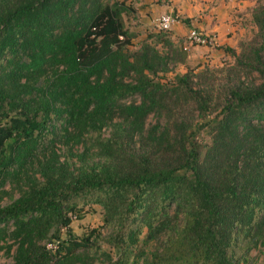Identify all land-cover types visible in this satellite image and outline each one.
<instances>
[{
  "label": "trees",
  "instance_id": "obj_1",
  "mask_svg": "<svg viewBox=\"0 0 264 264\" xmlns=\"http://www.w3.org/2000/svg\"><path fill=\"white\" fill-rule=\"evenodd\" d=\"M127 10L0 0V188L20 183L0 207L11 264H89L77 253L95 231L59 240L86 205L101 208L113 251L102 264H246L264 247V0L253 36L222 49L231 63L167 82L185 53L162 32L129 52ZM140 236L161 241L144 254Z\"/></svg>",
  "mask_w": 264,
  "mask_h": 264
},
{
  "label": "rangeland",
  "instance_id": "obj_2",
  "mask_svg": "<svg viewBox=\"0 0 264 264\" xmlns=\"http://www.w3.org/2000/svg\"><path fill=\"white\" fill-rule=\"evenodd\" d=\"M105 3H113V2H122L125 7H127V12L122 15V22L123 26L128 33L132 35V39L130 40L129 45L126 49L129 52H134L138 49V45L144 39L151 37L157 34L156 29L154 28V20L157 15H153L152 18L149 20H145L144 22H139L138 19L135 18V10L134 7L130 6L129 3L132 1L137 0H102ZM161 0H157V3L160 4ZM246 10L245 12H236L233 14V18L235 19L236 29L239 30L238 35L236 34L235 38V45L239 42H246L249 40L254 34V27L250 23V10L263 3V0H246ZM160 6V5H158ZM237 11V10H236ZM160 15V14H159ZM238 15V16H237ZM180 17V16H179ZM187 20H181L177 26L184 25L185 29H187ZM175 26V27H177ZM189 29H187L188 32ZM166 38L169 40L177 39L174 35V28L165 34ZM180 37L184 38L182 34ZM151 41V40H150ZM173 45V49L181 50L185 53L186 58L184 64H175L170 65L168 67L169 72L161 77V82L170 81L174 74H183L186 70L190 69L193 70L195 73L201 71L202 68L206 67L210 71H214L221 67H224L231 63V59L229 56H222V57H215L213 59H204L205 55L202 54H195L193 58L190 57V52L188 49L184 51L183 43L181 40H171ZM160 43L156 44V48L159 51H165L164 48H161L159 45ZM236 46L234 48H236ZM190 50V48H189ZM202 50V49H200ZM189 55V57H188ZM196 57V58H195ZM198 57H201L200 59ZM203 58V59H202ZM219 78V76H217ZM198 141L205 142L206 138L202 133L198 134L196 137ZM56 153L58 154H65L66 149L69 147L68 145L64 144L62 141L56 143L54 145ZM81 147L76 146L73 148V153H80ZM72 163H76V159H73ZM20 187V183H16L15 180L7 181L5 185L0 188V207H4L10 203V201L17 198L18 188ZM79 215L80 218H75V214H67L70 219V225L68 232L65 229H61L59 231V240L64 241L67 238V233H69L72 237L79 239L86 237L91 231L94 232V236L99 235L98 238H95V248L87 251L82 252L78 251V255H88L89 264H102L99 255V251H104L109 253L110 256H113V251L105 244L104 238L106 237L107 230L102 226V217H101V208L98 205H86L79 208ZM78 214V213H77ZM7 229L10 230V226L8 225ZM142 236L139 237V242L137 244V250H141L144 254H149L153 252L160 244L161 240H157L155 242L143 244L141 242ZM53 239H49L48 241H52ZM47 240L43 243L46 244ZM12 245V242L8 239L6 235L0 234V264H11V256H12V249L9 251L7 248ZM49 248L51 249L54 242H50ZM116 253V251H115ZM246 264H264V247H257L255 250L249 252ZM77 264V263H76Z\"/></svg>",
  "mask_w": 264,
  "mask_h": 264
},
{
  "label": "crops",
  "instance_id": "obj_3",
  "mask_svg": "<svg viewBox=\"0 0 264 264\" xmlns=\"http://www.w3.org/2000/svg\"><path fill=\"white\" fill-rule=\"evenodd\" d=\"M246 4V0H161L160 4L157 0H137L129 3L134 7L135 18L139 22L147 21L153 15L172 13L180 16L181 20L188 21L186 22L187 29L193 28L205 34L214 35L216 41L213 48L196 46L189 47L190 50L187 48L191 53V58L195 54H202L205 55L204 59L213 60L215 57L225 56L222 51L224 47L234 48L236 46L234 37L238 35L239 30L236 29L233 14L245 12ZM187 29L184 25L174 27V35L177 39H172V37L171 40H181L184 45L185 37L182 38L180 35L186 36Z\"/></svg>",
  "mask_w": 264,
  "mask_h": 264
},
{
  "label": "built area",
  "instance_id": "obj_4",
  "mask_svg": "<svg viewBox=\"0 0 264 264\" xmlns=\"http://www.w3.org/2000/svg\"><path fill=\"white\" fill-rule=\"evenodd\" d=\"M181 21V18L172 13H164L159 15L154 19V28L157 32L167 33L171 31L175 26H177ZM216 38L212 34H205L196 29H189L185 36V43L183 45V50L186 51L187 48L196 46V47H205L213 48L215 46ZM49 243L45 244L46 249L49 248ZM55 245L51 249H54Z\"/></svg>",
  "mask_w": 264,
  "mask_h": 264
}]
</instances>
